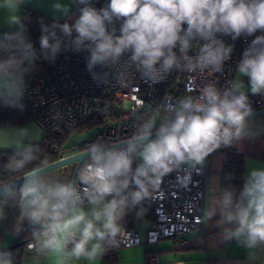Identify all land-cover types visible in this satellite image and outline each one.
Instances as JSON below:
<instances>
[{"label": "clouds", "instance_id": "clouds-1", "mask_svg": "<svg viewBox=\"0 0 264 264\" xmlns=\"http://www.w3.org/2000/svg\"><path fill=\"white\" fill-rule=\"evenodd\" d=\"M26 2L0 0L5 22L19 26L0 36V102L20 110L27 78L40 59L18 14ZM71 2L83 6L73 24L42 22L40 53L54 62L65 51H88L87 68L98 83H108L109 73H97V66L111 69L116 82L139 73L151 84L173 71L221 73L233 49L219 35L235 40L264 32V0H108L99 9L92 0ZM51 7L62 15L70 12L64 0H53ZM193 50L195 55H189ZM237 73L223 88L210 81L197 94L164 106V114L161 106L139 105L132 137L115 146L102 139L88 144L86 158L70 179L46 171L36 128L0 126V148L13 150L2 165L12 179H0V224L9 220V210L16 234L27 222L30 264H94L120 248L125 217L133 210L137 218L144 216L143 202L151 200L164 176L182 166L203 165L216 150L258 135L249 122L253 109L240 77L249 78L253 95L264 94V35L255 36L245 49ZM191 175L187 171L179 183L187 186ZM17 180L22 184L17 186ZM209 192L203 220L218 216L220 239L244 248L249 264H262L264 168H250L240 189L229 183ZM0 264H17L6 240H0Z\"/></svg>", "mask_w": 264, "mask_h": 264}, {"label": "built area", "instance_id": "built-area-1", "mask_svg": "<svg viewBox=\"0 0 264 264\" xmlns=\"http://www.w3.org/2000/svg\"><path fill=\"white\" fill-rule=\"evenodd\" d=\"M105 4L103 0H92V6L97 9ZM79 9L80 7L78 16ZM115 27L119 35V23H116ZM258 35H264V32L257 31L251 36H241L235 40L228 35H219V38L233 49L231 58L224 63L221 73L209 75L207 72L197 74L173 71L156 84L142 80L139 73L130 74L123 82H116L112 70L100 66L94 70L97 73L108 72L109 76L108 83H98L87 68L88 51H65L45 73L33 74L27 78V89L23 98L28 105L30 119L38 124L44 134H52L53 151L57 153L53 159L55 161L65 156L60 146L63 134L81 123L104 118L110 111L115 113L114 115H120L124 123H129L136 121L133 113L139 105L161 106V113H164V106L176 104L187 94H197V88L210 81L215 82L218 88L227 86L229 81L237 77V65L245 49ZM129 55L126 54L124 59ZM189 55H195V50ZM243 82L248 85L249 78L245 76ZM247 93L253 110L264 109V94ZM57 114L61 118H56ZM114 129L111 122L107 133L113 134ZM216 151L236 153L234 146L222 147ZM189 170L192 174L191 181L187 186H183L179 183L178 177L184 176ZM206 182V164L192 169L182 166L181 169L162 178L160 188L150 200L154 218L145 230L146 241L151 247L160 239L182 238L201 227ZM28 243L25 245L27 252ZM140 243L141 232L133 227L124 226L120 246L130 247ZM154 262V257L149 256L148 264H155Z\"/></svg>", "mask_w": 264, "mask_h": 264}, {"label": "crops", "instance_id": "crops-1", "mask_svg": "<svg viewBox=\"0 0 264 264\" xmlns=\"http://www.w3.org/2000/svg\"><path fill=\"white\" fill-rule=\"evenodd\" d=\"M53 0H27L21 5L19 15L23 21V13L30 9L41 13L44 16L54 19L66 21L73 24L78 18V8L82 5L72 3L71 0H64V3L70 5L68 15H62L55 12L51 4ZM19 28L18 25H8L3 14H0V36ZM245 76H241L243 81ZM249 84H245V90L250 92ZM249 122L253 130L258 131V135L254 137H245L241 141L234 144L236 150L235 155L242 157L243 163V183L244 178L252 167L264 168V115L250 117ZM34 127L37 129V141L40 143L44 136L42 129L31 119L23 125ZM83 143V142H82ZM0 150H12L11 148H0ZM76 148L71 151H64L65 155L77 152ZM228 153L215 151L209 155L206 163L207 182L203 198V212L207 209L210 201L209 188L219 185L223 186V169L228 161ZM201 166V165H198ZM74 164L67 165L63 168H56L48 171V173L57 175L60 178H71ZM217 217L210 221L203 220L201 227L192 230L182 238H163L160 239L154 247H151L145 237V230L149 227L151 220H140L134 222L132 227L141 232V243L136 246L121 247L117 250V264H148V257L153 256L155 264H249L247 251L236 244L234 241L229 243L220 239L218 229L215 225ZM14 218L1 240L7 241V248L21 242V236L24 229L29 226L27 222L23 225V230L16 234L13 231ZM127 216L125 217L124 226H128ZM28 252H24V256L20 264H30L28 260ZM80 264H88L86 261ZM101 264V259L94 262ZM264 264V262H262Z\"/></svg>", "mask_w": 264, "mask_h": 264}, {"label": "trees", "instance_id": "trees-1", "mask_svg": "<svg viewBox=\"0 0 264 264\" xmlns=\"http://www.w3.org/2000/svg\"><path fill=\"white\" fill-rule=\"evenodd\" d=\"M103 1L106 3L108 2V0H103ZM22 17H23V23L26 26V30H27L26 35L33 43L35 49L37 50V53L40 55V59L36 61L37 70L34 72V74L45 73L64 52L60 53L54 62H50L49 60H45L43 58V55L40 53V45H39V38L42 34L41 24L42 22L47 25H51L53 23L63 24L68 22L44 16L41 13L30 9L25 10ZM18 30L19 28L11 32H15ZM73 35H75V33ZM22 103L24 104L25 107L23 110H20L19 108L7 107L2 102H0V126L3 125L20 126L30 120L29 108L24 98H22ZM114 114L115 113H112V111H110L109 114L104 118L92 119L86 123L79 124L75 129L63 134L62 141L60 142V146L70 133L74 131H81L83 128L95 124L103 125V129L99 131L97 134L92 135L89 140L78 144L75 147L77 150L85 149L88 144L96 141L97 139H102L106 144H109L119 140H123L129 136H132L136 130V121L124 123L123 121H121L120 115H114ZM108 121L110 123L112 122L114 125L115 131L113 134L107 133ZM52 139H53L52 134L47 133L44 134L42 140L40 141L39 146L41 149L40 151L41 161H46L48 163L53 161V159L57 156V153L53 151L54 141ZM12 151L13 150H0V179H12V177L4 173L2 169V165L8 162V157L12 154ZM137 163L138 162H134L133 167H136ZM33 166L34 164L29 165V167H33ZM229 176H231L232 178L228 179ZM229 183L235 186L237 189H240L243 186L242 157L240 155H235L234 153L229 154L228 161L223 169V186H226ZM142 206L146 209L144 216L142 218H137L136 210L129 212V214L127 215V220L129 222V225L127 227H132L134 222L140 220H144V221L153 220L154 215L150 200L144 201ZM9 217L10 218L8 221H6L4 224H0V240L6 233L8 226L10 225V223L14 218V212L12 210H9ZM29 233H30V226H27L24 229L23 234L21 236V242L23 241L24 244H19L9 250L17 254V264H20L24 256L25 245L30 240ZM101 264H117V249H113L107 252L101 258Z\"/></svg>", "mask_w": 264, "mask_h": 264}, {"label": "water", "instance_id": "water-1", "mask_svg": "<svg viewBox=\"0 0 264 264\" xmlns=\"http://www.w3.org/2000/svg\"><path fill=\"white\" fill-rule=\"evenodd\" d=\"M260 115H264V109L253 110V114L251 117L260 116ZM127 140L128 139L116 141L113 143H109L107 145L108 146H115V145H119L123 142H126ZM85 158L86 157L83 156V150H79L77 152L65 155L64 157L57 159L55 161L48 162L46 171H50V170L56 169V168H63V167H66L67 165L74 164V168H73L72 175H71V178H72L75 176L76 171L78 170V168L80 167L81 163L83 162V160ZM22 182H23L22 180H17L16 185L19 186L20 184H22ZM19 244H24V242L23 241L19 242V243L15 244L14 246L7 248V249L10 250L11 248H13Z\"/></svg>", "mask_w": 264, "mask_h": 264}, {"label": "rangeland", "instance_id": "rangeland-1", "mask_svg": "<svg viewBox=\"0 0 264 264\" xmlns=\"http://www.w3.org/2000/svg\"><path fill=\"white\" fill-rule=\"evenodd\" d=\"M161 114H164V113H161ZM110 124L111 123L108 121L107 125H110ZM102 129H103V125L95 124L89 127H85L81 131H74L66 137V139L61 144V148L63 149V151H71L75 149V147L78 144L89 140L92 135L97 134Z\"/></svg>", "mask_w": 264, "mask_h": 264}]
</instances>
